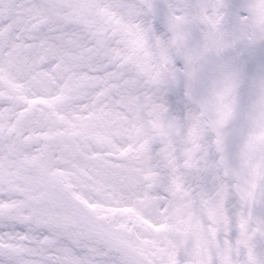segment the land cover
I'll use <instances>...</instances> for the list:
<instances>
[{"label": "snow or ice", "instance_id": "6c2138e0", "mask_svg": "<svg viewBox=\"0 0 264 264\" xmlns=\"http://www.w3.org/2000/svg\"><path fill=\"white\" fill-rule=\"evenodd\" d=\"M0 264H264V0H0Z\"/></svg>", "mask_w": 264, "mask_h": 264}]
</instances>
